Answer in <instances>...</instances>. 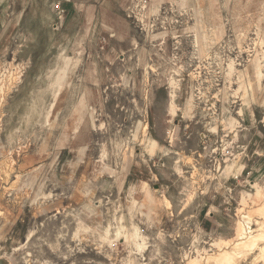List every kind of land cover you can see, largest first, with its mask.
Wrapping results in <instances>:
<instances>
[{"label":"rangeland","instance_id":"1","mask_svg":"<svg viewBox=\"0 0 264 264\" xmlns=\"http://www.w3.org/2000/svg\"><path fill=\"white\" fill-rule=\"evenodd\" d=\"M262 208L264 0H0V264H264Z\"/></svg>","mask_w":264,"mask_h":264},{"label":"bare ground","instance_id":"2","mask_svg":"<svg viewBox=\"0 0 264 264\" xmlns=\"http://www.w3.org/2000/svg\"><path fill=\"white\" fill-rule=\"evenodd\" d=\"M264 210V208H262ZM262 211V210H261ZM264 240V231L258 234L254 233L253 227L251 226V218L249 215H243V221L241 224V232L236 239V246L239 248H255L260 241ZM240 253V252H239ZM232 254L229 252H225L221 255V258L225 260H230ZM209 259V258H208Z\"/></svg>","mask_w":264,"mask_h":264},{"label":"built area","instance_id":"3","mask_svg":"<svg viewBox=\"0 0 264 264\" xmlns=\"http://www.w3.org/2000/svg\"><path fill=\"white\" fill-rule=\"evenodd\" d=\"M54 9L57 10L59 13H61L63 11L62 10V3L61 2L55 3ZM144 231H145V229H142V232H144Z\"/></svg>","mask_w":264,"mask_h":264},{"label":"crops","instance_id":"4","mask_svg":"<svg viewBox=\"0 0 264 264\" xmlns=\"http://www.w3.org/2000/svg\"><path fill=\"white\" fill-rule=\"evenodd\" d=\"M66 1L68 2V0H65V2H66ZM53 9H54V7H53ZM54 10H55V9H54ZM55 11H57V10H55Z\"/></svg>","mask_w":264,"mask_h":264}]
</instances>
